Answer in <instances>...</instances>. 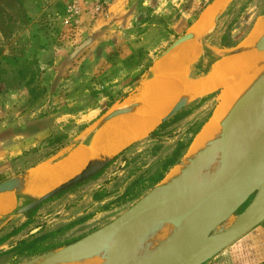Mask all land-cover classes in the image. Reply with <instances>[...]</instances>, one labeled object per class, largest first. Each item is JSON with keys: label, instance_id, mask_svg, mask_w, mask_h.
Here are the masks:
<instances>
[{"label": "rangeland", "instance_id": "obj_1", "mask_svg": "<svg viewBox=\"0 0 264 264\" xmlns=\"http://www.w3.org/2000/svg\"><path fill=\"white\" fill-rule=\"evenodd\" d=\"M213 1L0 0V182L41 164L57 166L106 114L142 99L141 85L156 61L180 36L199 28L201 11ZM263 19L264 0H233L206 33V59L193 75L245 44ZM223 34L240 43L223 46ZM215 96L191 103L192 112L167 133L126 149L98 175L51 196L32 213L0 217V264H27L125 214L146 193L147 178L176 140L212 114ZM50 138L69 145L48 144ZM15 197L14 207L33 199ZM42 235L39 244L49 249L33 256L12 250ZM203 264H264V221Z\"/></svg>", "mask_w": 264, "mask_h": 264}, {"label": "water", "instance_id": "obj_2", "mask_svg": "<svg viewBox=\"0 0 264 264\" xmlns=\"http://www.w3.org/2000/svg\"><path fill=\"white\" fill-rule=\"evenodd\" d=\"M223 11L224 9L221 8L213 18V26ZM200 32L201 30L196 28L180 36L164 55L171 53L186 41L200 39ZM203 44H205L204 40ZM256 45L259 50L264 51V37ZM247 46L245 43L231 53L219 55L222 57L235 54L245 50ZM193 100L194 98L189 94H184L164 116L162 122L173 118ZM134 111L162 113L145 98L135 100L106 114L89 132L84 141L91 142L93 137L113 118ZM249 114L256 118L264 117V72L225 116L219 140L223 168L217 176L204 186L193 182L186 186L179 184L173 191L161 194L156 201L143 204L144 201L158 193L160 185H156L165 179L173 167L184 162L182 158L155 185L156 187L149 190H152V193L146 195L147 192L146 197L142 198V196L138 199L125 214L83 238L33 258L27 264L76 261L92 256L99 249L95 242L98 236L110 239L105 264H122L123 251L133 244L136 245L143 232L166 224H173L178 227V230L137 264H203L212 259L264 221V140L239 160L231 156L233 144L241 135L245 119ZM124 149L112 148L106 151L96 147L93 157L83 169L39 193L30 192L38 167L30 168L0 182V194L15 192L22 198L33 197L30 202L18 205L9 215L25 214L58 192L95 175L110 164ZM231 217L234 218L233 221L228 226L219 229Z\"/></svg>", "mask_w": 264, "mask_h": 264}, {"label": "bare ground", "instance_id": "obj_3", "mask_svg": "<svg viewBox=\"0 0 264 264\" xmlns=\"http://www.w3.org/2000/svg\"><path fill=\"white\" fill-rule=\"evenodd\" d=\"M215 7H217V5ZM212 9H208V10H212ZM205 17L207 18L208 16L205 15ZM263 37H264V19L259 20L255 23L252 31L250 32L247 38L248 41H246L248 42L247 45L249 48L241 51V52H250V55L245 56L244 54L242 53L240 54V52H238L239 54L235 53L237 55L227 57L228 61L225 60L226 62L219 63L216 65L217 69L219 68L225 69L223 71H226V69H228V70H233L231 71L233 73L237 72L236 73L237 78H235L237 80L236 82L234 80L235 82V83L233 82L234 84L229 83L230 86H226L227 88H224L223 92L220 94V99H219L220 103H218L213 116L205 124L202 131L195 138L191 146V150L188 154L189 160H187L181 166L176 167V169L171 170L172 172L170 171L171 174L168 177L167 184L172 183L174 186H177L179 184H184L186 186L188 185L186 181L189 177H191V175H198L199 178L198 176H196V179L202 178L203 179L202 183L204 186L212 178H214L221 172V169L223 168V160L221 158V153L219 150V140L223 130V123L225 121V116L229 113L235 102L246 93V91L250 88V86L255 84L261 78V73L262 71H264V51L259 50L256 43L259 40H261ZM197 51H199V47L193 46L185 50V55L189 58ZM171 64L167 62L168 66ZM173 68H175L176 70L177 67H173ZM245 75L247 77H245ZM175 90L176 89L174 84L160 80H154L146 83V85L142 90L141 95L142 97L143 96L149 97V100L151 99L150 102L153 101L152 103L153 105H155V107L161 106L162 108L163 106H165L167 103L170 102L172 96L174 95L173 92ZM136 115L141 117H134ZM158 115H159L158 113H154V112H139V111L128 112L119 115L115 119H113V121L115 120H120V121L118 122L115 121V123L111 121L113 122V124L110 125L104 131L103 135H105V138L103 139L107 140L106 138L108 137L109 139L106 142L110 141L111 139L118 141L121 144L125 142L127 143L132 139H138L143 136H146L152 130L153 127L155 128L158 124L162 122L164 117L161 116V118H158L157 120ZM245 120L246 121H245L244 129L241 135L235 140L233 147L231 149V156L237 160L241 159L246 154L253 151L264 140V117L256 118L254 117V115L249 114ZM248 124H252V126L250 127L248 126ZM216 130L217 132L213 138V143H212L208 140L210 139L212 133L215 132ZM104 144L106 143L104 142L103 145ZM111 144L113 145V142ZM86 147H88L89 150ZM95 148L96 147L93 146L91 143L83 141L79 149L72 151L70 155L57 166H52L50 164L41 165L37 169V172H35V176H34L35 182L30 187V192L39 193L48 187L56 185L55 183L58 180H61L66 176L70 177V175L75 174L81 169H83L91 160ZM65 179L61 181H64ZM196 179H193L192 182H194V180ZM189 182L191 181L189 180ZM199 183L200 182H198V184ZM165 192L166 191H163V193ZM7 193L13 196L17 195L15 192H7ZM163 193H160L159 197H161V194ZM157 199L158 198L156 197V195H154L147 201H144L143 204L150 201H156ZM10 202L11 199L9 197L1 198L0 208H7ZM14 208L15 207H13V209ZM233 219H234L233 217L228 219L219 229L228 226L233 221ZM177 230H178L177 226L173 224H166V225L155 226L143 232L136 245L133 244L130 248L123 251L122 264H137L141 259L146 258L147 257L146 255L150 254L151 251L155 250L158 246L162 245L169 238H171L176 233ZM95 242L97 243V246H99V249L97 253H95L94 255L76 261H72V260L55 261L51 264H105L107 261V256H108L107 248L110 245L109 244L110 239L109 238L104 239V237L98 236L95 239Z\"/></svg>", "mask_w": 264, "mask_h": 264}, {"label": "crops", "instance_id": "obj_4", "mask_svg": "<svg viewBox=\"0 0 264 264\" xmlns=\"http://www.w3.org/2000/svg\"><path fill=\"white\" fill-rule=\"evenodd\" d=\"M233 0H214L210 5H208L207 7H205L202 11H201V14H200V17L198 19V22H199V29L201 30L200 32V39H192V40H189V41H186L184 43H182L181 45H179L178 47L175 48L174 51H172L171 53L167 54V55H164L162 56L160 59H158L156 61V63L154 64L153 68H152V75L150 77H148L141 85V91H140V94L142 93V90L144 88V86L146 85V83L150 82V81H154V80H160V81H164V82H169L171 84H174L175 86V90L173 93L174 95L172 96V99L170 100L169 103H167L165 106H163L161 108V106H157L158 109L160 111H162L161 114L158 115L157 117V120L158 118H161V116H165L172 108L173 106L175 105V103L179 100V98H181L184 94H189L192 98H194V100L191 102H195L197 100H200L201 98L205 97V96H208L210 94H217V103L213 109V112L211 114V116L209 117V119L207 121H205V123L203 124L201 130L199 131V133L202 131L203 127L205 126V124L210 120V118L212 117V115L214 114L215 112V109L218 105V103H220L219 99H220V94L223 92L224 88H227L226 86H230V84H232L235 80V78H237V72L236 73H233L231 71L233 70H228L226 69V71H223L225 69H217V64L219 63H223V62H226L225 60L228 61V58L227 57H231L233 55H237V54H230V55H225V56H222L218 59H216L210 66L209 70L206 71L204 74H199V75H193V70L195 67L199 66V65H202L203 62L205 61L206 59V52H205V46L203 44V40L205 38V36L207 35L206 33L212 28V20L213 18L216 16V14L219 12V10L221 8L224 9V11L231 5ZM217 5V7L215 6ZM215 7V8H212ZM208 9H212V10H208ZM209 11V13H208ZM213 11V12H212ZM223 11V12H224ZM207 13V14H206ZM205 15H207L208 17L206 18ZM204 16V17H203ZM205 18V19H204ZM206 20V21H205ZM206 26V27H205ZM248 41V39H247ZM248 43V42H246ZM193 46H198L199 47V51H197L196 53H194L191 57H187L185 55V50L187 48H190V47H193ZM247 48H249L247 46ZM246 48V49H247ZM244 54L245 56H248L250 55V52H240V54ZM183 54V55H181ZM174 55V56H173ZM179 55V56H178ZM166 56V57H165ZM172 57V58H171ZM163 58V59H162ZM185 58V59H184ZM184 59V61H183ZM181 62H179V61ZM222 61V62H221ZM167 62L168 63H172L171 65H167ZM175 62V63H173ZM178 62V63H177ZM182 63V64H181ZM173 67H177L176 70L175 68ZM183 70H182V69ZM215 69V70H214ZM217 70V71H216ZM220 70V71H219ZM222 70V71H221ZM229 73H228V71ZM248 70V68H247ZM235 72V71H234ZM264 71H262L263 73ZM214 73V74H213ZM230 74V75H229ZM247 74V73H246ZM232 76V77H231ZM245 77H247L245 75ZM166 78V79H165ZM233 80V81H231ZM234 82V83H235ZM230 83V84H229ZM233 83V84H234ZM229 84V85H228ZM207 87V88H206ZM205 88V89H204ZM214 95V97L216 98V96ZM213 97V98H214ZM143 98L147 99L149 102L151 101V99L149 100V97H146V96H143ZM153 102V101H152ZM191 103H189L186 108L191 105ZM155 107V105H154ZM157 107H155L157 109ZM139 112H145V111H139ZM139 114V113H138ZM143 115V114H142ZM134 117H141V116H134ZM116 118V117H115ZM113 118V119H115ZM113 119L111 121H113ZM120 119V118H119ZM110 121V122H111ZM116 122L120 121V120H115ZM115 121H113L115 123ZM109 122V123H110ZM113 122H111L110 124L108 123L101 131H99L94 137L93 139L91 140V143L93 146L95 147H99L101 150H106V151H109L111 150L113 147L115 148V150H121V149H124L126 147H128L130 144H132L133 142L135 141H138L140 139H143L145 137H147L149 134H147L145 137L143 138H140L138 140H135V139H132L131 141H128L127 143H121L118 142V141H115V140H111L106 142L109 138L107 137L106 139L107 140H104L103 138H105V135L104 134V131L110 126L113 124ZM159 125V124H158ZM157 125V126H158ZM156 126V127H157ZM155 127V128H156ZM154 128V129H155ZM217 130L215 132L212 133L210 139L208 141L212 142L213 143V138L216 134ZM198 133V134H199ZM198 134L195 136V138L198 136ZM100 135V136H99ZM104 136V137H103ZM194 138V140H195ZM100 140V141H99ZM193 140V142H194ZM106 143L103 145V143ZM110 142V144H109ZM113 142V145L111 144ZM108 143V145H107ZM100 144V145H99ZM103 146H102V145ZM120 144V145H119ZM193 144V143H192ZM191 144V146H192ZM113 147H112V146ZM117 145V146H116ZM78 145H76L75 147H73L70 151H69V154L67 155V157L70 155V153L72 151H74V149L77 147ZM119 146V148H118ZM191 146L189 148V150L187 151V153L185 154V156L183 157V161L184 162H181L180 164L176 165L175 167H173L171 170H174L176 169V167H179L181 166L182 164H184L187 160H189L188 158V154L191 150ZM109 150H108V148ZM88 150L89 148L86 147ZM96 149V148H95ZM95 152V151H94ZM94 155V154H93ZM66 157V158H67ZM93 157V156H92ZM66 158H63L62 161H64ZM61 163V162H60ZM43 165V164H41ZM172 172V171H171ZM171 172L169 173V175L167 177H165V179H163L159 184H157L156 186L160 185V189L158 191V193H156V197L158 198L160 196V193H163V191H166V192H170L172 191L176 186H174L172 183L171 184H167L168 182V177L170 176ZM73 175V174H72ZM71 176V175H70ZM196 176L198 175H191V177H189L188 179L192 182L193 179H196ZM199 178V176H198ZM187 179V184H190L191 182H189V180ZM201 179V181H200ZM200 179H196L194 180V184H197V185H200V184H203V179L200 178ZM198 180V181H197ZM198 182H200L198 184ZM155 186V187H156ZM165 187V188H164ZM155 189V188H154ZM153 189V191H154ZM150 190V189H149ZM145 191L146 193H144L142 196H140V198H145L146 195L152 193V190L151 191ZM165 192V193H166ZM146 194V195H145ZM9 193H4V194H0V199L3 198V197H13L14 200H11L9 206L7 208H0V217L2 216H5L7 214H10L14 209L13 207L15 206L16 202H17V198L13 195H11ZM139 198V199H140ZM11 199V198H10ZM12 201L13 204H12ZM3 214V215H2Z\"/></svg>", "mask_w": 264, "mask_h": 264}, {"label": "trees", "instance_id": "obj_5", "mask_svg": "<svg viewBox=\"0 0 264 264\" xmlns=\"http://www.w3.org/2000/svg\"><path fill=\"white\" fill-rule=\"evenodd\" d=\"M222 45L226 46V47H232V46H236L237 44L240 43V41H227V34H223L222 36ZM214 93L210 94L208 96H205L203 98L200 99V102L205 101L207 99H210L212 97H214ZM192 112V110L190 108H184L181 112H179L178 114H176V116H174L173 118L169 119V120H165L163 122H161L155 129H153L150 134L138 141L133 142L132 144H130L128 147H126L124 150H122L117 156H115V158L113 159V162L118 159L121 155H123L126 151V149L132 147V146H136L138 144H140L143 141H146L148 139H152V138H156L158 136H162L163 134L168 132V127H170L171 125H173L174 123L178 122L179 120H181L182 118H185L186 116H188L190 113ZM211 116V114H209L207 116V118L205 120H203L202 122L197 123L196 127L195 124L189 126L187 128V130L185 132L189 133L187 138L179 137L173 148L172 151L170 152V154L168 155V157L160 163L159 167L153 172L152 175H150L147 178L148 184L145 186L144 190L148 191L149 189H151L152 187H154L157 183H159L165 176L166 174L170 171V169L175 166L176 164H178L182 158L184 157V155L187 153V151L189 150L191 144L193 143V140L195 138V136L199 133V131L201 130L203 124L205 123V121H207L209 119V117ZM62 141L60 138H56V140L50 138L48 141V144H52L55 142H59ZM68 146L69 143H67V141H62L59 145V147H64V146ZM55 149L50 150L49 152H47L45 155H43L40 159H44L45 157H49L50 155H52L53 153H55ZM111 162V163H113ZM110 163V164H111ZM110 164H108L107 166H109ZM106 166V167H107ZM105 167V168H106ZM104 168V169H105ZM103 169V170H104ZM102 170V171H103ZM100 171V172H102ZM100 172H98L97 174L93 175L92 177L98 175ZM140 178V177H139ZM138 180V179H137ZM136 181V180H135ZM251 200V198L249 199ZM35 208H33L32 210H30L28 212V214L32 213V211ZM14 232L10 233L7 236L12 235ZM6 236V237H7ZM45 237V235L42 236H37L35 238L32 239H23L21 240L17 246L13 247L12 250L15 251L16 253L19 254H25V255H36L44 250L49 249V247H42L40 246V242L43 241V238ZM6 239V238H5ZM3 239V240H5ZM1 240V242L3 241Z\"/></svg>", "mask_w": 264, "mask_h": 264}, {"label": "built area", "instance_id": "obj_6", "mask_svg": "<svg viewBox=\"0 0 264 264\" xmlns=\"http://www.w3.org/2000/svg\"><path fill=\"white\" fill-rule=\"evenodd\" d=\"M69 11H71V10H69ZM72 15H74V13H72Z\"/></svg>", "mask_w": 264, "mask_h": 264}, {"label": "flooded vegetation", "instance_id": "obj_7", "mask_svg": "<svg viewBox=\"0 0 264 264\" xmlns=\"http://www.w3.org/2000/svg\"><path fill=\"white\" fill-rule=\"evenodd\" d=\"M116 161V160H115ZM113 162V161H112Z\"/></svg>", "mask_w": 264, "mask_h": 264}]
</instances>
